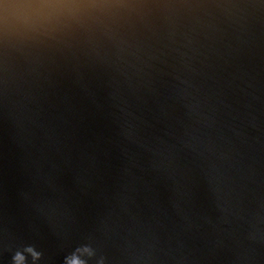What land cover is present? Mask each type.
I'll list each match as a JSON object with an SVG mask.
<instances>
[{"label": "water", "instance_id": "obj_1", "mask_svg": "<svg viewBox=\"0 0 264 264\" xmlns=\"http://www.w3.org/2000/svg\"><path fill=\"white\" fill-rule=\"evenodd\" d=\"M264 264V0H0V264Z\"/></svg>", "mask_w": 264, "mask_h": 264}, {"label": "clouds", "instance_id": "obj_2", "mask_svg": "<svg viewBox=\"0 0 264 264\" xmlns=\"http://www.w3.org/2000/svg\"><path fill=\"white\" fill-rule=\"evenodd\" d=\"M24 252L31 255L32 260L31 264H39V261L42 257V253L38 252L34 247L28 246L24 249ZM13 264H29L27 257L23 254V252H17L13 256ZM69 264H85V262L79 260L78 258L71 259Z\"/></svg>", "mask_w": 264, "mask_h": 264}]
</instances>
